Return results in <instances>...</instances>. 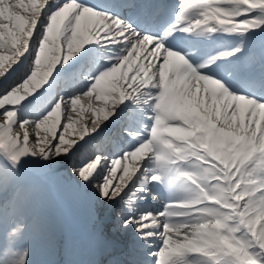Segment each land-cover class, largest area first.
Returning a JSON list of instances; mask_svg holds the SVG:
<instances>
[{
	"label": "snow or ice",
	"instance_id": "snow-or-ice-1",
	"mask_svg": "<svg viewBox=\"0 0 264 264\" xmlns=\"http://www.w3.org/2000/svg\"><path fill=\"white\" fill-rule=\"evenodd\" d=\"M217 34L239 42L198 59ZM257 45L264 0H0V183L70 163L150 264H264Z\"/></svg>",
	"mask_w": 264,
	"mask_h": 264
},
{
	"label": "bare ground",
	"instance_id": "bare-ground-1",
	"mask_svg": "<svg viewBox=\"0 0 264 264\" xmlns=\"http://www.w3.org/2000/svg\"><path fill=\"white\" fill-rule=\"evenodd\" d=\"M69 177H71V176L64 177V178H65L66 182L70 183ZM83 192L86 194V198L93 199L94 196L97 197L96 193H95V188H89V189H87L86 191H83Z\"/></svg>",
	"mask_w": 264,
	"mask_h": 264
}]
</instances>
